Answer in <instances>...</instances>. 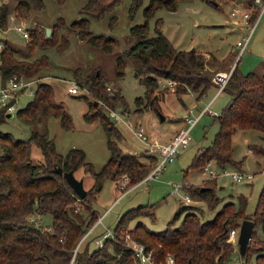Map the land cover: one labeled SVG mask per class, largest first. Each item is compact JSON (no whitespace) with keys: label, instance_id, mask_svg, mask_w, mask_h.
Here are the masks:
<instances>
[{"label":"rangeland","instance_id":"1","mask_svg":"<svg viewBox=\"0 0 264 264\" xmlns=\"http://www.w3.org/2000/svg\"><path fill=\"white\" fill-rule=\"evenodd\" d=\"M87 1L64 0L59 3L58 0H44L42 13L33 11L28 16H18L19 20L29 29L36 26L43 28L45 32L49 28L51 30L50 36L45 35V38L54 36L53 41L55 44L45 49L33 44L31 46V54L26 59L31 61L42 54L47 55L50 64L44 73L47 77L42 79L52 85V89H54L53 100L60 102L68 110L72 120V127L63 129L59 119L53 116L41 119L38 123L36 122L35 125L31 126L15 114L0 123V132H8L16 139H28L33 129L46 130L47 136L54 141L56 152L65 156L70 149L82 150L85 153V162H89L94 171L97 172L101 170L111 156L107 147L108 135L100 119L96 118V120L89 122L84 120L83 115L87 111L95 112V110H99L116 126L117 136L115 140L117 146L124 153L136 155L142 163L146 162L145 165L149 166L146 176L157 166L160 159L158 157L153 160L148 158L150 154L146 149V145L132 134L129 127L119 120L109 118L111 110L117 112L133 128L140 125L148 136L149 142L165 143L173 137L175 132L186 127L184 119L187 115L195 117L201 108H204L208 99L215 94L216 89H209L200 99L197 98V93L191 90L186 92L188 94L177 95L175 93L176 84L174 89L163 88L159 85L163 81V77L157 76L158 88L152 91L148 102L158 107V111H155L151 106L144 107L145 103L143 100H141L143 104L140 106L136 99L144 98L145 86L141 85L135 77L133 59H125V65L122 69L124 71L123 77H117V71L115 70L117 69V57L123 56L134 41L130 36L131 28L135 25H140L145 20L144 9L148 5L149 0H143L138 9L133 12H131L132 0H121L101 18H89L90 30L93 34L103 35L107 38L111 37L116 40V46L109 53L92 47L90 44L76 38L72 33H68L71 22L86 17L80 13L79 9ZM251 1L179 0L175 10L168 11L165 8H159L147 20L149 36L155 35L156 22L158 20L161 32L173 43L175 48L184 51L195 49L202 54L204 62L212 68L210 71L206 70L211 77V82L214 84L212 79L215 74L227 72L226 69L220 70L224 68V66H221L223 64L222 61H218L217 64L213 62L215 61L214 57L222 59L231 52V60L233 61L239 52L241 44L244 42L243 39L249 32L247 25H242L243 29H240L239 25H237L234 33L232 31L233 26L226 25V23L229 18L240 16L239 14L231 15L232 11H249ZM8 3L12 8L16 2L15 0H9ZM11 8L10 12H13L14 10ZM58 19H61V28L56 29L52 25ZM252 22L253 19L251 18L250 23ZM251 35V39L246 46V52L242 53L236 63V67L243 74L252 72L262 74L264 73V13ZM10 41L14 47L24 53L32 45L31 42H25L15 32L10 34ZM238 41L241 44H237ZM17 57L21 58L18 54ZM76 71H78V75H76ZM92 73L101 74L105 87H111V91H120L127 104L126 108H122L117 100H102L100 97H94L86 88L81 89L79 94L76 95L68 93L67 88L71 86L72 82L78 84L77 77L85 80ZM214 85L216 86V84ZM32 98L33 93L24 92L19 98L17 105L23 108L29 101H32ZM228 98L225 92H221L214 99L211 111L216 112V115L220 116L219 114L227 104ZM158 100L160 101L158 102ZM95 101L97 105H94ZM193 106H196L193 113L187 114V111ZM160 115L167 117V119L161 121ZM217 117L206 113L191 128L190 145L180 150L172 161L166 162L156 179L140 184L139 182L145 178L144 176L137 180L136 183L139 184L135 185L133 182L128 181L129 183L122 189H119L122 179L121 175L116 178L110 176L100 180L101 188L95 193L94 201L91 203L89 201L80 203L77 209L86 218L90 216L91 209L98 217L101 216L102 221L93 229L89 237H85L83 242L79 243L82 237L76 243L68 260L56 258L52 264H85V250L91 251L97 248L94 244L95 240L100 239L105 232L115 230L118 220L131 208L138 206H144L142 211H145V213L150 210L152 213L131 219L127 223L122 237L126 233H130L131 228L137 223H142L145 228L152 232L163 231L171 222L173 227H178L184 218L185 212L182 211L178 217H176V213L178 209L183 208L185 205L196 206L202 211L201 218L204 221L212 219L225 203L233 202L237 205L242 196L246 198L245 208L247 213L254 211L260 194L259 191L264 186L263 131L238 129L231 138V159L235 162V165L226 167L229 171L250 173L253 178L249 181L236 183L227 176L210 179L202 170L197 169L192 164L198 152L211 145L219 132ZM31 153L33 157L36 156L35 160H37V157H41L40 150L36 144L32 145ZM74 174L77 179L83 180L87 191L94 186L92 175L86 172L83 167L74 172ZM174 184H185V188L181 187L177 193H174L172 187ZM194 186H210L214 188L219 201L213 207L208 208L207 201L199 198L196 194L191 195L189 192L191 191L190 188ZM186 195L192 198L191 204L184 202V196ZM89 204L91 208H89ZM104 212L105 215L103 214ZM31 217L33 219L38 218L39 224L43 228L49 227L52 222V217L49 215L33 213ZM242 220L237 219L234 222L235 226L232 228H238L239 230ZM236 239L229 240L233 244V259L230 264H256L258 253L260 249L264 248V236L259 233L258 238L250 242L246 253L248 255L247 258H245V255L243 257L239 256ZM78 243L79 247L77 246ZM77 247L78 249L74 253ZM110 251H112V248H110ZM261 261L263 260L261 259Z\"/></svg>","mask_w":264,"mask_h":264},{"label":"trees","instance_id":"2","mask_svg":"<svg viewBox=\"0 0 264 264\" xmlns=\"http://www.w3.org/2000/svg\"><path fill=\"white\" fill-rule=\"evenodd\" d=\"M59 3L64 0H58ZM121 0H88L79 10L86 17H82L69 24L68 33L84 41L90 46L106 53L112 51L117 42L113 38L95 35L90 30L89 18L99 19ZM143 0H132L131 12L138 9ZM179 0H149L144 9V22L135 25L130 30L133 43L127 48L123 56L117 57L115 71L117 77H123L122 69L125 59H133L135 77L145 86L144 98H137L136 102L144 107L151 106L155 111L158 107L148 102L152 91L158 88L157 76L174 80L175 93L186 94L187 91L197 93V98L216 86L206 68L202 54L195 49L179 50L161 32L158 20L155 35L149 36L147 20L159 8L168 11L175 10ZM11 8L9 3L0 6V25L5 23L7 14L13 9L18 16H28L31 12L42 13L44 0H15ZM59 22V23H58ZM61 19L53 23L56 29L61 28ZM28 42L32 45L28 51L21 52L12 44L2 53V70L5 75H21L25 78L47 77L45 70L50 62L47 55H40L34 60L26 59L31 54V46L46 47L55 44L52 38H45L43 28L31 27ZM54 35V34H53ZM17 54L21 58L17 57ZM76 71V75H78ZM78 79V86L86 88L94 97L102 100H117L122 108L127 104L119 90H112L111 94L105 87L103 77L92 73L87 79ZM32 101L18 110L17 115L27 124L33 126L48 116L58 118L61 127L70 129L72 120L65 106L53 100L54 89L44 79L35 88ZM222 92L228 95V102L222 108L220 116H216L219 129L213 142L206 149L198 152L193 165L202 170L209 160L224 168L235 165L231 159V138L238 129H256L264 132V73L243 74L238 67L234 68ZM87 99V98H86ZM84 120L92 122L100 119L108 135L107 147L111 156L100 171L95 172L89 162H85L82 150L70 149L65 156L55 151L52 138L47 136L46 130L33 129L28 139L14 138L8 132H0V264H52L56 258L68 260L76 243L84 236L98 220L97 214L90 209V216L86 218L78 209V204L94 201L95 193L101 188L99 183L105 177L116 178L121 175L127 179V184H137L149 170V166L142 163L131 153H124L116 144L117 129L103 112L87 111ZM0 115V123L4 121ZM36 144L41 157H33L32 145ZM152 160V155L148 156ZM54 164L64 172H77L82 167L90 173L94 186L89 189L83 200L78 199L69 184L59 175ZM75 175V174H74ZM129 181V182H128ZM126 184V185H127ZM132 184V183H130ZM132 184V185H133ZM202 186L190 188L191 195L207 201L208 208L213 207L219 197L214 188L201 190ZM254 211L247 213L246 198L240 197L239 203H225L220 211L210 220L201 218L202 211L196 206L185 205L178 209L176 217L184 211L185 215L178 227L169 223L161 232H152L142 223L131 228L130 235L146 246L157 262H164L166 255L175 259L176 264H230L233 259V244L229 241V232L237 219H249L255 228L250 239L254 241L259 233L264 236V186L259 191ZM89 208L91 205L89 204ZM144 206L131 208L115 226V239H106L100 248L85 250V264H140L132 258V253L124 244L122 235L127 223L131 219L145 216L150 211H142ZM49 215L52 222L49 229L30 222L31 215ZM92 231L87 237L92 234ZM250 246V243H249ZM248 246V248H249ZM112 248V251H110ZM247 248V250H248ZM247 250L245 258L248 257ZM78 253V252H77ZM256 264H264V248L260 249ZM263 260L260 262V260Z\"/></svg>","mask_w":264,"mask_h":264},{"label":"built area","instance_id":"3","mask_svg":"<svg viewBox=\"0 0 264 264\" xmlns=\"http://www.w3.org/2000/svg\"><path fill=\"white\" fill-rule=\"evenodd\" d=\"M9 0H0V6L7 4ZM264 13V0H252L251 7L249 11H245L243 13V18L246 20V25L249 27V32L247 36L243 39L244 42L241 44L239 48V56L242 53L246 52V46L251 39L252 32L256 29L257 24L260 21L261 16ZM253 19V22L250 23V19ZM17 33L20 37L25 41L28 42L30 38V30L26 25L19 20L18 15L16 12H9L6 16L5 23L0 25V115H3L4 119L7 118L9 114L15 115L17 114L18 110L21 108L17 105L19 102V98L22 96L24 92L35 93V88L41 78L31 77L25 78L24 76L15 74V75H5L2 70V53L4 49L8 46V44H13L10 41V34ZM232 71L227 72H220L213 76V82L216 84L217 90L215 95L211 98V101L208 102L203 109L195 116H187L186 117V127L181 129L177 132V134L168 142L165 143H158V142H149L148 136L144 133V130L140 127L133 128L128 122L122 119L117 112L111 110L109 114V118L119 120L122 123L126 124L132 134H134L143 144L146 145V149L150 155L154 158L158 157L160 160L157 163V166L153 168L151 172H149L141 183L150 182L152 179H156L159 173L162 170V167L165 166L166 162L172 161L177 153L185 149L191 143L190 131L191 128L199 121V119L207 114L216 115V112L211 111V104L214 99L222 92L223 88L227 85V81L229 80ZM175 81L163 78V81L159 83L160 86L167 89H174ZM108 91L111 93V87H107ZM68 93L71 95L79 94L82 88L77 85V83L72 82L71 86L68 88ZM202 171L210 178L215 179L217 177H224L227 176L231 178L234 182L240 183L243 181H249L253 177L248 172H236V171H229L227 167L220 168L217 167V164L214 163L212 160H209L207 164L203 167ZM127 179L124 177L121 179V183L119 184V189H122L125 185ZM137 183V184H139ZM185 184H177L172 185L173 192L177 193L181 187H184ZM184 202L186 204L192 203V198L189 196H184ZM102 221V218L99 217L98 220L93 224V226L88 229V231L84 234L83 238L80 240L79 243L83 242L84 238L94 229L99 223ZM30 222L35 225L39 224V219L30 218ZM43 229H49L45 227ZM239 233L238 228L231 229L229 232V240H234L237 238ZM115 239L114 230H110L109 232H105L100 239L95 240V246L100 248L102 247L104 241L106 239ZM124 244L126 245L127 249H129L132 253V258L138 261L140 264H176L175 259L171 256H166L164 262H157L152 257V254L149 250L146 249V246L142 244L137 239L133 238L129 233H126L123 237ZM78 243V247H79ZM78 247L75 249L77 251Z\"/></svg>","mask_w":264,"mask_h":264},{"label":"water","instance_id":"4","mask_svg":"<svg viewBox=\"0 0 264 264\" xmlns=\"http://www.w3.org/2000/svg\"><path fill=\"white\" fill-rule=\"evenodd\" d=\"M51 30L49 28L46 29V36H50ZM94 105H97V102H94ZM13 115L9 114L7 118H11ZM161 120L164 119L162 115H160ZM54 168L56 172L61 175L65 182L70 185L73 192L76 194L78 199L83 200V198L86 196L87 190L84 187L83 180L77 179L74 175V172L72 170L64 172L62 168H60L57 164H54ZM210 188V187H209ZM208 187H201V190H207ZM241 227L239 229V233L237 236V245H238V254L240 257H243L245 255V252L249 246L250 239L252 237L255 225L252 220L249 219H243L241 221Z\"/></svg>","mask_w":264,"mask_h":264},{"label":"crops","instance_id":"5","mask_svg":"<svg viewBox=\"0 0 264 264\" xmlns=\"http://www.w3.org/2000/svg\"><path fill=\"white\" fill-rule=\"evenodd\" d=\"M245 11H246V10H241V11H239V12H238V11H234V12L232 11V12H231V15H237V14L240 15V16L237 17V18H232V19L229 18V19H228L229 21L226 23V25L229 24V25H232V26H233L232 31H233L234 33L236 32L235 29H236V26H237V25H239V28H240V29H243V26H242V25H246V24H245V23H246V20L243 18V13H244ZM226 25H225V26H226ZM239 42H240V41H238L237 44H238ZM198 53H199V52H198ZM200 54H201V53H200ZM208 54H209V53H208ZM210 55H211V54H210ZM231 57H232V56H231V52H230V53L228 54V56H225V57H223L222 59H217L216 57H214V60H215V61H213V62H216V64H217L218 61H219V62L222 61L223 64H221V66H224V68H223V69H220V70H225V69H226L227 71H233L234 68H236V66H237L236 63H237L238 60L240 59L241 55L239 56V52H238V54H236V57H235V59H234L233 61L231 60ZM210 58H211V56H210ZM204 67H205V68L208 67V68H206V69H208L209 71H210V69H212V68H210V67L207 65L206 62H204ZM263 69H264V68H263ZM215 89L217 90V87H216ZM215 93H216V92H215ZM186 94H188V93H186ZM205 94H206V93H205ZM214 95H215V94H214ZM214 95H213V96H214ZM213 96H212V97H213ZM202 97H203V96H202ZM212 97H211V98H212ZM200 98H201V97H200ZM200 98H199V99H200ZM211 98L208 99L207 103L211 101ZM159 101H160V100H158V102H159ZM214 101H215V100H214ZM214 101H213V102H214ZM213 102H212V104H213ZM207 103H206V104H207ZM159 104H160V103H159ZM212 104H211V106H212ZM211 106H210V107H211ZM160 107H161V106H160ZM195 107H196V106L191 107L190 110L187 111V112H188L187 114L193 113V110H194ZM201 109H203V108H201ZM200 111H201V110H200ZM200 111H199V112H200ZM197 114H198V113H197ZM187 116H188V115H187ZM203 116H204V115H203ZM203 116H202V117H203ZM163 117H164V119L161 120V121H165V120L167 119V117H165V116H163ZM202 117H201V118H202ZM201 118H200V119H201ZM185 119H186V118H185ZM185 119H184V122H185V124L187 125ZM200 119H199V121H200ZM199 121H198V122H199ZM198 122H197V123H198ZM197 123H196V124H197ZM196 124H195V125H196ZM177 132H178V131H177ZM177 132H175V134L173 135V137L177 134ZM173 137H172V138H173ZM172 138L168 139L166 142H168V141L171 140ZM189 145H190V144H189ZM122 178H124V177H122ZM126 184H127V183H126ZM134 186H135V185H134ZM132 187H133V186H132ZM132 187H130V188H132ZM209 187H210V186H208V188H209ZM184 188H185V185H184ZM210 188H212V187H210ZM129 190H130V189H129ZM129 190H127V191H129ZM106 211H107V210H106ZM106 211H105V212H106ZM105 212L103 213L104 215H105ZM99 217H101V216H99ZM99 217H98V218H99ZM97 226H98V225H97Z\"/></svg>","mask_w":264,"mask_h":264}]
</instances>
